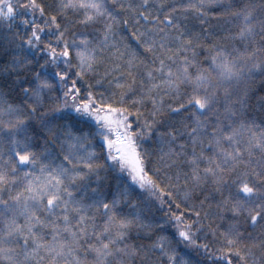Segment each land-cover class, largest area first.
Wrapping results in <instances>:
<instances>
[{"label":"snow or ice","instance_id":"6c2138e0","mask_svg":"<svg viewBox=\"0 0 264 264\" xmlns=\"http://www.w3.org/2000/svg\"><path fill=\"white\" fill-rule=\"evenodd\" d=\"M0 264H264V0H0Z\"/></svg>","mask_w":264,"mask_h":264},{"label":"trees","instance_id":"16d2710c","mask_svg":"<svg viewBox=\"0 0 264 264\" xmlns=\"http://www.w3.org/2000/svg\"><path fill=\"white\" fill-rule=\"evenodd\" d=\"M114 182V181H113Z\"/></svg>","mask_w":264,"mask_h":264}]
</instances>
